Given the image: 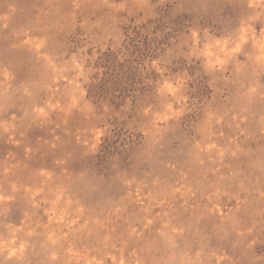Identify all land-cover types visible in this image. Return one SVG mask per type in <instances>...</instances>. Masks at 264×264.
<instances>
[{
  "label": "rangeland",
  "instance_id": "1",
  "mask_svg": "<svg viewBox=\"0 0 264 264\" xmlns=\"http://www.w3.org/2000/svg\"><path fill=\"white\" fill-rule=\"evenodd\" d=\"M0 264H264V0H0Z\"/></svg>",
  "mask_w": 264,
  "mask_h": 264
}]
</instances>
